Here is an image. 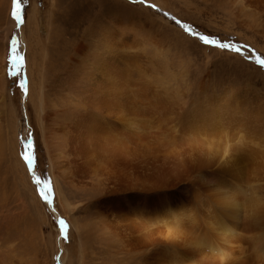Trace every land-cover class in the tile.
Wrapping results in <instances>:
<instances>
[{
	"label": "bare ground",
	"instance_id": "obj_1",
	"mask_svg": "<svg viewBox=\"0 0 264 264\" xmlns=\"http://www.w3.org/2000/svg\"><path fill=\"white\" fill-rule=\"evenodd\" d=\"M223 1L250 27L260 16L257 11L264 10L262 5L255 10L264 0ZM116 22L102 33L101 52L83 39L77 46L81 57L70 59L68 85L81 91L67 97L71 109L58 107L44 91L39 94L42 124L49 123L41 115L44 107L52 111L53 131L44 132V141L51 151L63 150L60 157L70 156L61 165L67 184L92 200L101 195L93 203L99 219L87 229L55 182L74 237L69 264L86 259L89 264H264V97L259 86L186 102L184 94L173 95L149 81L136 56L121 52L115 41L132 29ZM144 22L142 31H149ZM61 38L55 52L62 48ZM154 38L150 44L157 50ZM140 42L137 48L145 45ZM6 76L1 65L2 100Z\"/></svg>",
	"mask_w": 264,
	"mask_h": 264
},
{
	"label": "rangeland",
	"instance_id": "obj_2",
	"mask_svg": "<svg viewBox=\"0 0 264 264\" xmlns=\"http://www.w3.org/2000/svg\"><path fill=\"white\" fill-rule=\"evenodd\" d=\"M259 5L264 3L256 11ZM229 6L223 0H0V66L6 67L8 81L7 97L0 98V264H69L74 237L55 182L81 225L91 228L98 218L93 203L101 195L92 200L69 187L61 165L70 156L60 157L63 150L52 145L51 151L44 141V132L53 131L52 111L44 107L46 113H41L49 123L42 124L39 116L40 91L67 109L72 107L67 97L81 92L68 82L73 71L69 65L81 57L77 46L83 39L94 42L92 49H102L98 42L109 22L121 20L132 29L115 41L121 52L136 56L149 81L173 95L184 94V101L198 102L231 89L241 93L240 87L248 84L259 86L264 97V65L258 62L264 60V10L257 11L260 16L250 27ZM134 21L137 25L131 26ZM142 22L149 31H142ZM61 36L62 48L55 52ZM200 36L216 44L205 45ZM152 37L157 50L150 44ZM138 40L145 45L137 48ZM25 157H31V165ZM93 242L97 251L98 241Z\"/></svg>",
	"mask_w": 264,
	"mask_h": 264
},
{
	"label": "snow or ice",
	"instance_id": "obj_3",
	"mask_svg": "<svg viewBox=\"0 0 264 264\" xmlns=\"http://www.w3.org/2000/svg\"><path fill=\"white\" fill-rule=\"evenodd\" d=\"M200 40L205 44V45H208V44H216V41L215 40H211L208 36H200ZM217 47H220V48H227L229 47L228 45H225V44H217ZM261 65H264V60L262 61H258ZM25 159L27 160L28 164L31 165L32 164V159L31 157H25Z\"/></svg>",
	"mask_w": 264,
	"mask_h": 264
}]
</instances>
